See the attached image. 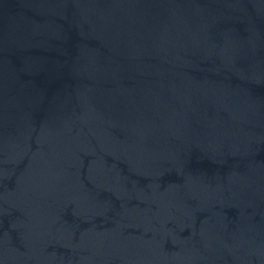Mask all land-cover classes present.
I'll list each match as a JSON object with an SVG mask.
<instances>
[{
    "label": "water",
    "instance_id": "water-1",
    "mask_svg": "<svg viewBox=\"0 0 264 264\" xmlns=\"http://www.w3.org/2000/svg\"><path fill=\"white\" fill-rule=\"evenodd\" d=\"M0 264H264V0H0Z\"/></svg>",
    "mask_w": 264,
    "mask_h": 264
}]
</instances>
